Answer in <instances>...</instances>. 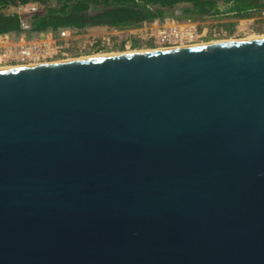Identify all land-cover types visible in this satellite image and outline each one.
Wrapping results in <instances>:
<instances>
[{"label": "water", "instance_id": "95a60500", "mask_svg": "<svg viewBox=\"0 0 264 264\" xmlns=\"http://www.w3.org/2000/svg\"><path fill=\"white\" fill-rule=\"evenodd\" d=\"M0 264H264V37L0 69Z\"/></svg>", "mask_w": 264, "mask_h": 264}, {"label": "built area", "instance_id": "2783aa9c", "mask_svg": "<svg viewBox=\"0 0 264 264\" xmlns=\"http://www.w3.org/2000/svg\"><path fill=\"white\" fill-rule=\"evenodd\" d=\"M14 7L18 15H31L42 9L37 2L18 4ZM261 14L264 15V11ZM252 19L256 18L249 20ZM226 21L221 18L203 22L178 21L165 16L142 22L136 27L121 29L96 26L77 30L65 27L29 32V24L21 20L20 31L0 34V66H25L54 58L91 55L120 45L128 49L133 41L166 49L206 35L210 38L225 35L227 31L222 24Z\"/></svg>", "mask_w": 264, "mask_h": 264}, {"label": "trees", "instance_id": "16d2710c", "mask_svg": "<svg viewBox=\"0 0 264 264\" xmlns=\"http://www.w3.org/2000/svg\"><path fill=\"white\" fill-rule=\"evenodd\" d=\"M37 2L42 9L29 17V32L96 26L128 28L165 16L178 21L199 22L208 16L226 14L231 20L257 18L264 11V0H0V34L21 30L22 16L3 12L9 6ZM222 25L227 33L235 21ZM138 46L137 41L131 48ZM121 49V45L115 47Z\"/></svg>", "mask_w": 264, "mask_h": 264}, {"label": "rangeland", "instance_id": "374dc122", "mask_svg": "<svg viewBox=\"0 0 264 264\" xmlns=\"http://www.w3.org/2000/svg\"><path fill=\"white\" fill-rule=\"evenodd\" d=\"M17 9L14 6H9L6 9L3 10L4 13L6 14H13L16 13ZM216 18H221L222 20H231L230 18L227 17L226 14H216V15H212V16H208L207 18H204L203 20L199 21V22H203V21H210V20H216ZM22 21L28 23L29 22V17L27 16H22ZM231 21H235V28L233 29V31L231 33H226L225 35H221L217 38H210L207 35L203 38L197 39V40H193L191 42H183V43H178L176 44L174 47H179V46H193V45H200V44H205V43H210V42H225V41H234V40H243V39H249V38H260L264 36V15L260 14V16H258L256 19H242V20H231ZM118 47V46H116ZM157 48H161V47H154L151 44H144V43H138V46L136 48H128L125 49L124 47H122L121 49L118 48H112L111 50H107L105 52L102 53H94L91 55H86V54H82L79 55L77 57H73V56H69L66 58H54L52 60H47V61H39L37 62L42 63V64H47V63H51V62H58V61H66V60H72V59H82L85 57H94V56H101V55H112V54H120V53H130L132 51H143V50H152V49H157ZM51 61V62H49ZM33 62V61H31ZM0 67H9V65H1Z\"/></svg>", "mask_w": 264, "mask_h": 264}, {"label": "bare ground", "instance_id": "6f19581e", "mask_svg": "<svg viewBox=\"0 0 264 264\" xmlns=\"http://www.w3.org/2000/svg\"><path fill=\"white\" fill-rule=\"evenodd\" d=\"M264 37V36H263ZM249 39H251V38H249ZM219 42H222V41H219ZM210 43H218V42H210ZM204 44V43H203ZM201 45V44H200ZM179 47H187V46H179ZM171 48H173V46L171 47ZM157 49H159V48H157ZM133 52H138V51H132V53ZM139 52H142V51H139ZM127 53V52H126ZM120 54H125V53H120ZM109 54H107V55H101V56H108ZM113 55V54H112ZM93 57V56H92ZM87 58H90L89 56L88 57H85V58H83V59H87ZM81 59V58H80ZM74 60H79V59H72V60H66V61H74ZM58 62H63V61H58ZM55 63V62H54ZM26 67V66H25ZM9 69V68H8Z\"/></svg>", "mask_w": 264, "mask_h": 264}, {"label": "flooded vegetation", "instance_id": "af4514ba", "mask_svg": "<svg viewBox=\"0 0 264 264\" xmlns=\"http://www.w3.org/2000/svg\"><path fill=\"white\" fill-rule=\"evenodd\" d=\"M143 51H146V50H143ZM130 53H132V52H130ZM40 64H42V63H39V64L37 63V64H33V65H40ZM25 66H32V64L31 65H25ZM16 67H24V65L23 66L22 65H19V66H11V67L10 66L9 67H0V69H8V68H16Z\"/></svg>", "mask_w": 264, "mask_h": 264}]
</instances>
